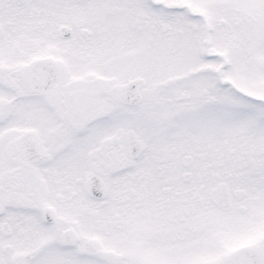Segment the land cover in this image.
I'll list each match as a JSON object with an SVG mask.
<instances>
[{"label": "snow or ice", "instance_id": "snow-or-ice-1", "mask_svg": "<svg viewBox=\"0 0 264 264\" xmlns=\"http://www.w3.org/2000/svg\"><path fill=\"white\" fill-rule=\"evenodd\" d=\"M0 264H264V0H0Z\"/></svg>", "mask_w": 264, "mask_h": 264}]
</instances>
